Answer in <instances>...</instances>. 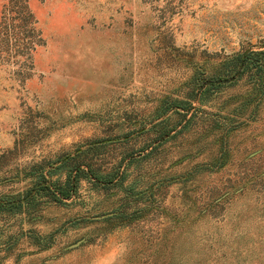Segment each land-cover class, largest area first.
Here are the masks:
<instances>
[{
	"label": "rangeland",
	"instance_id": "1",
	"mask_svg": "<svg viewBox=\"0 0 264 264\" xmlns=\"http://www.w3.org/2000/svg\"><path fill=\"white\" fill-rule=\"evenodd\" d=\"M257 50L264 0H0V264H264Z\"/></svg>",
	"mask_w": 264,
	"mask_h": 264
},
{
	"label": "trees",
	"instance_id": "2",
	"mask_svg": "<svg viewBox=\"0 0 264 264\" xmlns=\"http://www.w3.org/2000/svg\"><path fill=\"white\" fill-rule=\"evenodd\" d=\"M23 7H24L23 8V11H24L26 9L25 5H23ZM25 13H26L25 14L26 18L31 16V13L28 10H25ZM25 22H27L26 19H25ZM260 53H264V50H257L254 52L247 53L243 59L241 58V56H237V61L235 63V66L229 72L231 74H233L234 71L238 69V66L241 63H243V66L241 68V71H243L244 66L247 63V60H249L248 59L249 56H256L257 57V55H259ZM255 63L258 65L260 64L257 60ZM90 172L92 173V175L95 176V173L92 170H90ZM89 175H91V174H89L87 172V170L84 167H82L80 164H73L71 167L68 168V174H67V177L65 180H63V181L57 180V181L45 184V185L41 186L40 189L44 190V193L49 195L53 200H61L62 201L63 198L69 197L73 193V191L76 190L80 176L89 177Z\"/></svg>",
	"mask_w": 264,
	"mask_h": 264
}]
</instances>
